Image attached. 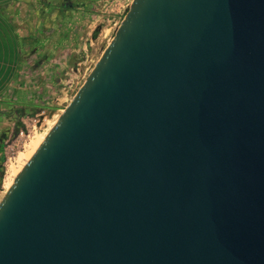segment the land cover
I'll return each instance as SVG.
<instances>
[{"label": "water", "instance_id": "water-1", "mask_svg": "<svg viewBox=\"0 0 264 264\" xmlns=\"http://www.w3.org/2000/svg\"><path fill=\"white\" fill-rule=\"evenodd\" d=\"M0 264H264V0H133L1 200Z\"/></svg>", "mask_w": 264, "mask_h": 264}, {"label": "rangeland", "instance_id": "rangeland-1", "mask_svg": "<svg viewBox=\"0 0 264 264\" xmlns=\"http://www.w3.org/2000/svg\"><path fill=\"white\" fill-rule=\"evenodd\" d=\"M132 3L30 0L20 5L21 54H30V49L37 52V47L50 50L43 58L42 52L37 53L32 66L20 68L24 77L20 76L19 107L0 112V203L6 195L8 169L17 166L31 141L44 135L50 122L72 102L119 31ZM41 59L49 64L42 67Z\"/></svg>", "mask_w": 264, "mask_h": 264}, {"label": "crops", "instance_id": "crops-1", "mask_svg": "<svg viewBox=\"0 0 264 264\" xmlns=\"http://www.w3.org/2000/svg\"><path fill=\"white\" fill-rule=\"evenodd\" d=\"M29 2L30 0H0V112L8 107H19L20 78L24 77L20 68L32 66L37 53L42 52L40 57L43 58L50 50L49 47H37V52L30 49L33 51L29 56L21 54L24 47L19 26V7ZM40 63L42 67L49 64L44 59Z\"/></svg>", "mask_w": 264, "mask_h": 264}, {"label": "bare ground", "instance_id": "bare-ground-1", "mask_svg": "<svg viewBox=\"0 0 264 264\" xmlns=\"http://www.w3.org/2000/svg\"><path fill=\"white\" fill-rule=\"evenodd\" d=\"M65 110H63L62 115L64 114ZM61 115V116H62ZM61 116L58 118L53 119L50 122V129L44 134L40 135L36 138L35 141H31L30 145L28 148H26L25 153H23L19 159H18V164L17 166H11L8 169V175L5 180V188H6V194L7 192L11 189L13 186L15 180L17 177L20 175V173L23 171V169L26 167L27 163L30 161L36 150L41 146V144L44 142L50 131L53 129V127L56 125V123L59 121Z\"/></svg>", "mask_w": 264, "mask_h": 264}]
</instances>
